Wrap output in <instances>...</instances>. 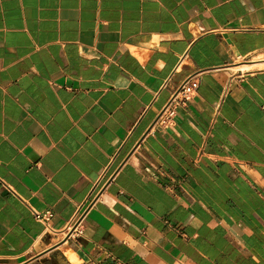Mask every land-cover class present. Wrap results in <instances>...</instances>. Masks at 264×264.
<instances>
[{"label":"crops","instance_id":"crops-1","mask_svg":"<svg viewBox=\"0 0 264 264\" xmlns=\"http://www.w3.org/2000/svg\"><path fill=\"white\" fill-rule=\"evenodd\" d=\"M0 264H264V0H0Z\"/></svg>","mask_w":264,"mask_h":264},{"label":"built area","instance_id":"built-area-1","mask_svg":"<svg viewBox=\"0 0 264 264\" xmlns=\"http://www.w3.org/2000/svg\"><path fill=\"white\" fill-rule=\"evenodd\" d=\"M198 82L188 79L184 81L180 87L176 90V92L171 97L169 103L164 108L163 112L160 114L158 121L160 125H168L170 121L174 118L176 113V108L188 100L192 92L196 91L198 88ZM111 178V174L109 172V168H106L104 173L102 174L98 183L94 186L93 190L90 192L89 196L85 200V202L78 208L76 214L72 218L68 226V234L69 236H79L83 233V224L82 221L86 216L88 210L90 209L92 203L98 197L102 187L105 183L109 181ZM35 218L39 221L49 222L53 216L52 212L47 210L43 212L33 211Z\"/></svg>","mask_w":264,"mask_h":264}]
</instances>
